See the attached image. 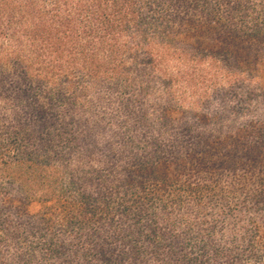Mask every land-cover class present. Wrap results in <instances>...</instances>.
<instances>
[{
	"label": "trees",
	"instance_id": "trees-1",
	"mask_svg": "<svg viewBox=\"0 0 264 264\" xmlns=\"http://www.w3.org/2000/svg\"><path fill=\"white\" fill-rule=\"evenodd\" d=\"M264 0H0V264H264Z\"/></svg>",
	"mask_w": 264,
	"mask_h": 264
},
{
	"label": "rangeland",
	"instance_id": "rangeland-1",
	"mask_svg": "<svg viewBox=\"0 0 264 264\" xmlns=\"http://www.w3.org/2000/svg\"><path fill=\"white\" fill-rule=\"evenodd\" d=\"M261 74H262V76H264V65H262V67H261Z\"/></svg>",
	"mask_w": 264,
	"mask_h": 264
}]
</instances>
